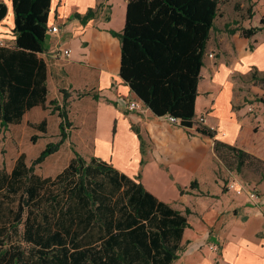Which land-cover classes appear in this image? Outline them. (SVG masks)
<instances>
[{"label": "trees", "instance_id": "trees-1", "mask_svg": "<svg viewBox=\"0 0 264 264\" xmlns=\"http://www.w3.org/2000/svg\"><path fill=\"white\" fill-rule=\"evenodd\" d=\"M226 1H128L124 30L112 32L122 44L120 76L156 115L178 117L187 128L196 124L203 55L219 5ZM12 2L16 38L11 46L0 45L2 130L20 124L25 112L44 104L47 95L46 69L37 54L44 51L51 0ZM98 11L99 7L91 8L74 17L87 22ZM6 14L7 5L0 0V21ZM227 27L230 34L241 31L246 38L261 30L259 26ZM259 76L264 84V74ZM260 101L264 104V98ZM54 112L61 119L60 140L46 144L30 165L23 153L10 172L0 169V264H173L179 260L191 211L182 213L156 198L139 180L141 173L131 178L110 161L83 157L75 149V157L56 176L36 173L38 165L59 151L68 138L66 129L73 125L66 108L55 106ZM30 126L46 133V121ZM196 129L211 138L216 133L204 124ZM214 151L231 170L246 168L263 175L264 162L240 148L215 141Z\"/></svg>", "mask_w": 264, "mask_h": 264}, {"label": "crops", "instance_id": "crops-1", "mask_svg": "<svg viewBox=\"0 0 264 264\" xmlns=\"http://www.w3.org/2000/svg\"><path fill=\"white\" fill-rule=\"evenodd\" d=\"M2 1L8 14L0 21V39L14 41L13 2ZM128 1L51 0L48 27L58 26L59 31H47L44 51L37 54L46 69V100L11 126L46 121L48 127L58 116L54 107H64L73 125L66 129L68 138L56 153L68 145L67 158L52 162L54 175L36 173L56 176L75 157V149L83 157L110 161L131 178L141 173L139 180L156 198L182 213L189 209L184 248L173 264H264V172L244 168L242 176V170L229 169L214 151L215 141H221L264 162V104L249 101L234 79L235 74L252 70L264 74V34L259 31L246 38L237 31L222 37L217 48L211 44V34L195 100V118L204 116V125L216 132L211 138L198 133L196 124L187 128L156 115L121 78L122 44L112 32L124 30ZM98 7L97 15L87 22L74 17ZM250 42L253 50L248 49ZM65 48L70 57L63 54ZM210 52L214 57L208 56ZM252 90L264 98V89L253 85ZM94 94L100 97L95 99ZM131 101L137 104L134 110L128 108ZM79 124L87 132L86 137L80 133L77 145L71 134ZM232 179L255 185L262 195L260 202L226 191L224 184ZM215 244L218 249H210Z\"/></svg>", "mask_w": 264, "mask_h": 264}, {"label": "rangeland", "instance_id": "rangeland-1", "mask_svg": "<svg viewBox=\"0 0 264 264\" xmlns=\"http://www.w3.org/2000/svg\"><path fill=\"white\" fill-rule=\"evenodd\" d=\"M247 27H261L260 34H264V0H227L225 3L219 5V15L215 20L214 28L212 30L211 44L214 48H217L221 42V38L224 36L230 37L231 34L228 31L227 25H230L231 29L237 27H243L245 24ZM258 31V32H259ZM257 32V33H258ZM13 41L0 39V45L11 46ZM254 46L253 42H250L248 49ZM214 57V56H213ZM217 55L215 59L217 60ZM207 60L209 58L207 57ZM254 70L247 72L246 75L235 74L234 79L237 84L238 90L245 89L248 93L246 97H249V101H260L262 97L260 94L253 93V85L264 89V84L261 83V76H254ZM263 76V75H262ZM260 95V96H259ZM263 98V97H262ZM257 103V102H256ZM255 103V104H256ZM51 118V117H50ZM1 127V126H0ZM59 117L53 116L50 120V126L46 128V133L36 131L29 124L23 123L20 126H11L7 130L0 129V169L5 168L7 171H11L15 160L19 158L22 153L26 154V161L31 164L32 160H35L40 152L45 148L49 142H55L59 138ZM86 127L83 124H79L76 129V133L71 134V138L78 144L80 133L86 137ZM35 138V139H34ZM68 145H65L61 149L62 152L49 156L45 164L40 167H36V171L43 175H54L56 169L54 163H52L58 157L67 158ZM80 151L83 152L81 146H77ZM64 150V151H63ZM235 170V169H233ZM245 169H242L244 176ZM246 179V177H242Z\"/></svg>", "mask_w": 264, "mask_h": 264}, {"label": "built area", "instance_id": "built-area-1", "mask_svg": "<svg viewBox=\"0 0 264 264\" xmlns=\"http://www.w3.org/2000/svg\"><path fill=\"white\" fill-rule=\"evenodd\" d=\"M48 31L55 33L59 31V27L52 25L51 27H48ZM62 52L66 57H70L71 55L69 48L63 49ZM208 56L212 58L214 56V53L210 52L208 53ZM136 107H137V104L132 101L128 104V108L131 110H134ZM167 119L170 122L177 123L179 125L181 124V120L178 117L168 115ZM204 120H205L204 116L198 117L196 119L197 126L204 124ZM224 187L226 191H233L236 194H246L248 196V199L254 203H259L260 199L262 198L261 193L259 192L258 188L255 185L250 184V183H242V181L238 179H232V180L225 182ZM210 249L217 250L218 249L217 244L210 245Z\"/></svg>", "mask_w": 264, "mask_h": 264}]
</instances>
